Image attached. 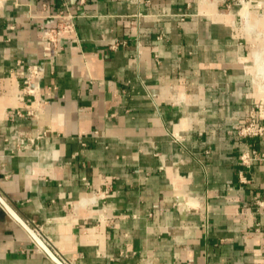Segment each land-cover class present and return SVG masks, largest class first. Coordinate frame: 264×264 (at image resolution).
Segmentation results:
<instances>
[{"label": "crops", "instance_id": "1", "mask_svg": "<svg viewBox=\"0 0 264 264\" xmlns=\"http://www.w3.org/2000/svg\"><path fill=\"white\" fill-rule=\"evenodd\" d=\"M262 100L264 0H0V264H264Z\"/></svg>", "mask_w": 264, "mask_h": 264}, {"label": "built area", "instance_id": "2", "mask_svg": "<svg viewBox=\"0 0 264 264\" xmlns=\"http://www.w3.org/2000/svg\"><path fill=\"white\" fill-rule=\"evenodd\" d=\"M239 2L244 3V0H238ZM125 41H122V44H124ZM117 44L115 43L113 47H115ZM256 108L258 109V114H261V110L264 111V101L262 100L260 103L256 104ZM263 113V112H262ZM264 114V113H263ZM239 132L241 135L249 136V137H261L264 135V124H260L255 120V116H252L251 119L246 122L244 125H242L239 129ZM251 153L245 152L241 156V160L244 164H249V162L256 158L254 156L250 155ZM257 204L260 207L264 206V200H257ZM35 234L51 249V251L54 253V255L60 260L62 264H73L70 260L66 259L61 255V253L53 247L52 241L46 237L43 232L40 225L35 224L32 227Z\"/></svg>", "mask_w": 264, "mask_h": 264}, {"label": "water", "instance_id": "3", "mask_svg": "<svg viewBox=\"0 0 264 264\" xmlns=\"http://www.w3.org/2000/svg\"><path fill=\"white\" fill-rule=\"evenodd\" d=\"M0 202L12 213L13 211L8 207V205L3 201V199L0 197ZM13 214V213H12ZM18 221L25 227V229L29 232V234L35 239V241L42 247V249L47 253L51 259H53L57 264H62L60 260L54 255V253L51 251V249L35 234L32 228L27 226L20 218H18Z\"/></svg>", "mask_w": 264, "mask_h": 264}, {"label": "bare ground", "instance_id": "4", "mask_svg": "<svg viewBox=\"0 0 264 264\" xmlns=\"http://www.w3.org/2000/svg\"><path fill=\"white\" fill-rule=\"evenodd\" d=\"M259 57V56H258ZM255 59L257 60V55L255 54ZM263 68V67H262ZM261 68V69H262ZM261 69L259 70V72L258 73H260V71H261ZM263 72V71H262ZM263 74V73H262Z\"/></svg>", "mask_w": 264, "mask_h": 264}]
</instances>
